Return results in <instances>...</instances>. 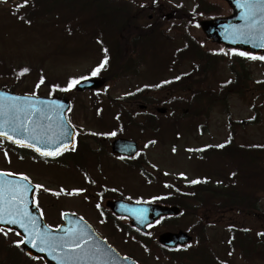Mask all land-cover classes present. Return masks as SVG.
Instances as JSON below:
<instances>
[{"label": "rangeland", "instance_id": "374dc122", "mask_svg": "<svg viewBox=\"0 0 264 264\" xmlns=\"http://www.w3.org/2000/svg\"><path fill=\"white\" fill-rule=\"evenodd\" d=\"M21 0H5L0 9L7 8L8 5H16ZM142 4V8L147 11V15L152 19H160L157 15L158 8L162 7L160 14L164 12L170 17L176 11L182 14L197 12L196 0H135ZM3 2V1H2ZM134 10V9H133ZM165 31L168 33L170 41L166 44L162 52H155L154 56L160 55V58L151 61L152 57L145 58V63L139 68V74L136 77L118 79L105 83L100 91L102 95L110 96L113 99H119L123 95L132 94L142 88L149 89L147 98L140 101L139 104H147L156 108L169 109L171 105L165 106L158 103L173 98L182 97L179 89L174 92L168 91L171 87L164 86L166 80L175 76L187 74L189 65L176 66V71H170L164 65L169 60L173 51L183 47V34L185 22L177 20L164 22ZM85 42L71 41L61 37L50 26L37 27L35 29H24L14 24L9 18L0 11V56L4 58L7 65H22L31 69L30 76L26 77L22 87L27 85L30 91L32 86L38 81L39 76L44 78V82L39 84V96H47L48 83L59 82L66 86L70 79H80L91 74V71L97 66L99 55L92 53ZM229 60L224 59L218 64L217 74L210 79L211 91L216 93L219 85L229 78L227 67ZM159 63L161 67H156ZM246 66L252 74L253 82L261 81L264 77V70L258 62L246 61ZM179 69V70H178ZM7 82V79L0 80V85ZM13 84V82H11ZM90 93H73L72 108L68 115L71 125L80 133L92 132L101 137H111L110 133L119 134L116 125L113 126V116L116 111H103L102 117H96L93 108L90 106ZM171 100V102H172ZM256 104L247 102L235 96L230 97L228 102V114L222 108H215L207 114L204 119H192L189 117V110L182 109L177 114V121L173 120L172 112L167 110L163 115L155 114L159 126L157 135L151 133L140 134L135 128L119 137L134 140L139 146V150L145 154V171L154 180L153 183H146L140 178V174L125 169L111 157L101 166L99 172L91 171L89 175L95 182L88 186L83 178L73 169H61L54 163H45L36 161L27 152H23L17 157L9 152V148L0 141V171L14 173L15 176L26 175L35 186L42 185V191L35 196L43 209V218L48 226L54 227L61 223L59 218L60 211H70L79 214L85 218L95 231L105 240L115 247L121 254H131L138 264H179L171 262L169 255L163 253L162 256L150 255L144 253L138 248L130 247V242L123 243L120 237L109 234L101 223L97 211L94 209L93 202L86 201V196L94 198L99 195L100 190L114 191L121 193L129 199H141L149 201L160 196H165L169 191L161 183L183 186V183L192 180L209 179L215 181L214 173L219 169V164L215 160L199 161L196 151L208 146L223 145L228 138L229 126L235 128L234 142L240 145L256 146L264 144V113L260 116V121L250 125ZM137 106L132 107L138 114L137 122L143 121L144 113L137 111ZM153 113L151 108L148 112ZM154 114V113H153ZM240 122V128L233 126V122ZM113 126V127H112ZM239 127V126H238ZM155 141V143H151ZM18 154V153H16ZM114 165V166H113ZM99 185V186H98ZM63 190V191H61ZM81 190V191H75ZM66 193H81L80 196L68 197ZM59 193V195H56ZM89 195V196H88ZM94 201V200H93ZM259 209L253 215L241 217L238 214H225L222 217H201L206 226V243L209 252L216 259L227 261L229 264H247L239 259L238 254H229L227 251V240L230 228L242 227L251 230L254 233H264V196H262ZM200 218V217H199ZM195 218L184 217L173 222L177 227L170 229L168 226L160 225L153 227L149 233L148 240L156 244L157 236L163 231L182 230L189 234L194 227ZM123 223V221H121ZM193 235V234H192ZM8 239L14 240L13 235ZM11 240H6L9 242ZM134 246V245H133ZM203 248L196 246L195 241L188 249L192 253L195 249ZM199 255V253H196ZM189 257V256H188ZM183 260L187 263V258ZM158 258V259H156ZM160 261V262H159ZM31 264H40L31 263ZM183 264V263H182ZM253 264H264L255 262Z\"/></svg>", "mask_w": 264, "mask_h": 264}, {"label": "trees", "instance_id": "16d2710c", "mask_svg": "<svg viewBox=\"0 0 264 264\" xmlns=\"http://www.w3.org/2000/svg\"><path fill=\"white\" fill-rule=\"evenodd\" d=\"M196 1L197 11L204 13L218 11L205 0ZM22 4L24 0L0 11L21 28L50 26L63 38L72 41L86 39L90 43H95L97 52L101 57L107 58L106 69L97 73L99 78L105 80L117 79L130 63H139L131 60L130 55L134 50L130 51V47L135 49L141 46L140 51H143L141 54L148 52L151 47L153 48L152 42L158 38L160 29L153 22H148L144 26L139 25L128 9L132 3L124 0H28L26 6L20 7ZM2 5L0 0V6ZM185 17L187 18V14H183V20ZM183 40V60L191 64L182 83L183 107L189 110V117H206L212 108H222L228 114L229 99L235 96L256 104L252 124L259 122L261 114L264 113V79L250 85L253 78L245 63L247 58L207 51L189 34H183ZM224 59L230 61L227 67L229 78L220 83L218 91L214 93L211 91L209 81L217 74L216 67ZM258 63L264 70V61L260 60ZM25 68L28 69L27 72H23ZM30 73L31 69L26 66H14L11 63L7 65L0 56V80L7 79L0 87L13 92L38 94L37 85L41 83L43 77L39 78L38 83L36 82L30 91L27 85L24 87L21 85ZM47 87L49 95H67L58 83L49 82ZM67 97H70V94ZM133 101L137 99L129 98L124 102ZM232 124L236 128L241 127L238 122ZM235 132V128L232 129L230 126L227 144L206 149L199 154L205 159L214 157L220 165L215 173L217 181L190 183L186 186V201H183V191L177 190L167 203L179 207L181 216L195 218L191 233L195 235V245L203 247L200 249L204 250L199 253V256H202L199 261L193 259L189 264H206L207 259L209 262L215 261L212 253L208 251L209 248L205 247L208 244L202 216L222 217L234 213L247 217L258 211L260 200L264 196V144L256 146L236 144ZM79 149L75 154H70L69 160L79 156ZM229 231L230 251L237 253L244 263L251 264L254 261L264 263V234H253L243 228H231ZM198 250H194L195 255ZM177 258L180 262L183 260L182 257ZM31 263L34 261L21 253L16 242H6L0 234V264Z\"/></svg>", "mask_w": 264, "mask_h": 264}, {"label": "water", "instance_id": "95a60500", "mask_svg": "<svg viewBox=\"0 0 264 264\" xmlns=\"http://www.w3.org/2000/svg\"><path fill=\"white\" fill-rule=\"evenodd\" d=\"M214 1L224 8L223 15L199 16L196 18L198 32L206 40L207 44L218 51L233 52L235 50L236 52L248 53L251 57L264 56V47L261 46L264 44V38H262L264 37V11H261V9H264V4H260L259 0H257L258 10L254 18L255 23L250 29L248 25L253 24V21L246 20L244 17V9L241 7L243 0ZM237 30L245 34H238ZM100 85V81L85 80L77 85V89L85 91L98 88ZM12 97H21L22 99L18 103H26L23 100L26 95H15L4 89H0V104L8 105L12 103ZM39 100L45 103L35 106V114L31 117L33 123L28 125L30 129H35V135L38 137V140L33 142L37 143V146L47 148L48 150L53 149L58 144L66 145V149L70 148L73 143V135H63L66 131L73 133L65 118V114L69 110V103L66 100L57 98H39ZM4 119V116H0V121ZM26 135V133L21 132L16 134L15 138L23 139ZM8 141L12 142L11 140ZM63 150L65 149L61 148L60 152ZM136 151V145L130 141L120 139L114 141L112 144V152L114 154L131 157L136 154ZM0 180H6L10 183H25L20 178L12 176L0 178ZM29 188L32 190L25 194L26 207L32 218L36 220L37 227L41 231H49L51 236L57 240L61 238L66 239L69 230L82 232L83 239L87 241V244L84 246V252H80L78 249L73 254L74 264H135L130 259L121 258L85 222L74 215H64V225H61L57 229H49L33 205L34 188L30 184ZM107 206L116 215L128 217L131 220L130 224L144 233L146 232V227L153 224L160 217L178 215L179 213L177 208L160 207L157 205H128L123 202H115L108 203ZM0 228L19 233L22 241H24L20 247L27 255L36 259L40 258L45 264H59V257L64 253L63 249L57 248L56 252H50L46 248L45 251H41L40 248L45 246L40 245L39 242H37L36 247H33L32 243L29 242L28 232L20 227L19 224L0 222ZM158 241L164 247L174 248L190 243L191 237L183 232L177 234L164 233L159 236Z\"/></svg>", "mask_w": 264, "mask_h": 264}, {"label": "snow or ice", "instance_id": "6c2138e0", "mask_svg": "<svg viewBox=\"0 0 264 264\" xmlns=\"http://www.w3.org/2000/svg\"><path fill=\"white\" fill-rule=\"evenodd\" d=\"M27 3L28 0H24V4L20 7L26 6ZM259 3L264 4V0H259ZM241 7L244 9L245 19L253 21V24L248 25L251 29L255 23L254 18L258 10L257 0H243ZM261 11H264V9H261ZM237 31L240 35L245 34L239 30ZM261 46L264 47V44ZM106 51L107 50L105 49V52ZM233 54H238L240 56L249 55L248 53L236 52L235 50H233ZM250 58L264 60V56H252ZM106 63L107 58H105V60L93 70L92 75H97ZM27 71L28 69H23V72ZM40 82H44L43 78H41ZM79 82L80 81L77 79L69 81L68 88L70 89L74 87ZM37 87H39V85H37ZM21 99V97H12V103L8 105L0 104V116L5 117L3 121H0V138L11 140L13 143L18 144L21 147L32 148L43 157L59 155L61 148L66 150V145L64 144H58L53 149L48 150L47 148L37 146V143L33 142L37 141L38 137L35 135V129H30L28 125L33 123L31 117L35 114V106L37 104H44L45 102L39 100L35 93L31 96L24 97L23 100L26 102L24 104L18 103ZM21 132L26 133L27 135L23 139L15 138V135ZM63 135L72 136L74 133L66 131ZM110 135H115V133H110ZM151 143H155V141H152ZM219 147H223V145H220ZM14 175V173L0 171V178H6ZM20 180L25 183H10L6 180H0V222L19 224L20 227L24 228L26 232H28L29 242L32 243L33 247H36L37 242H39L40 245L45 246L40 248L41 251H45L47 248L50 252H56L57 248H61L64 250V253L59 257V264H74L73 254L76 253L78 249L80 252H84V246L87 244V241L83 239L82 232L69 230L66 239L61 238L57 240L55 237L51 236L49 231H41L37 227L36 220L32 218L26 207L25 194L32 190L29 188V178L26 175L21 174ZM192 183H199V181L194 180ZM41 187L43 186L36 185V188ZM75 191L78 192L81 190ZM67 194L71 195L72 193ZM56 195H59V193H56ZM0 231H3V229H0ZM5 235H7V233H5ZM17 235H19V233H17ZM16 243L17 246H19V244L24 243V241H18Z\"/></svg>", "mask_w": 264, "mask_h": 264}, {"label": "flooded vegetation", "instance_id": "af4514ba", "mask_svg": "<svg viewBox=\"0 0 264 264\" xmlns=\"http://www.w3.org/2000/svg\"><path fill=\"white\" fill-rule=\"evenodd\" d=\"M97 144H92L91 146L97 148L96 146ZM94 155H97V157H95L94 161H88L86 162V169L89 171H93V170H98L99 168H101L103 162H105L106 159V152L104 150L102 151H97V152H92ZM110 157L112 159H114V161H117V163H119L121 166L123 164V161H128V159L122 158V157H118V156H114L110 154ZM108 158V156H107ZM114 166V165H113ZM186 197L185 194L183 193V198Z\"/></svg>", "mask_w": 264, "mask_h": 264}]
</instances>
